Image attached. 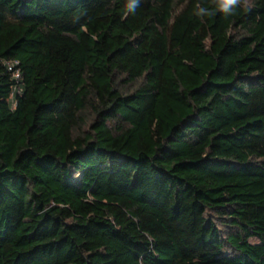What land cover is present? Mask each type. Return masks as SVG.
Masks as SVG:
<instances>
[{"label":"trees","instance_id":"16d2710c","mask_svg":"<svg viewBox=\"0 0 264 264\" xmlns=\"http://www.w3.org/2000/svg\"><path fill=\"white\" fill-rule=\"evenodd\" d=\"M126 3L0 0V264H264V0Z\"/></svg>","mask_w":264,"mask_h":264},{"label":"clouds","instance_id":"9594fccd","mask_svg":"<svg viewBox=\"0 0 264 264\" xmlns=\"http://www.w3.org/2000/svg\"><path fill=\"white\" fill-rule=\"evenodd\" d=\"M139 2L140 0H127L125 14L135 13L136 8L139 6ZM211 4L214 5V8L211 10L197 5L195 15L202 18L204 16H212L216 11H219L228 16L234 15L237 7H243L245 11L251 9L249 0H211Z\"/></svg>","mask_w":264,"mask_h":264},{"label":"built area","instance_id":"2783aa9c","mask_svg":"<svg viewBox=\"0 0 264 264\" xmlns=\"http://www.w3.org/2000/svg\"><path fill=\"white\" fill-rule=\"evenodd\" d=\"M16 77L18 78L19 76H18V75H16Z\"/></svg>","mask_w":264,"mask_h":264}]
</instances>
